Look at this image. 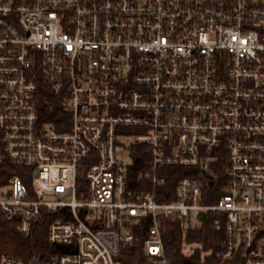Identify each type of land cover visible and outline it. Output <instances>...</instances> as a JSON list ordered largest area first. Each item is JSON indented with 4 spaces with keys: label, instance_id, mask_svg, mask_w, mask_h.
<instances>
[{
    "label": "built area",
    "instance_id": "2783aa9c",
    "mask_svg": "<svg viewBox=\"0 0 264 264\" xmlns=\"http://www.w3.org/2000/svg\"><path fill=\"white\" fill-rule=\"evenodd\" d=\"M5 162L0 210L21 234L48 219L56 250L0 264H121L140 235L134 264H170L166 223L198 264H264V0H0ZM208 222L206 249L187 237Z\"/></svg>",
    "mask_w": 264,
    "mask_h": 264
},
{
    "label": "trees",
    "instance_id": "16d2710c",
    "mask_svg": "<svg viewBox=\"0 0 264 264\" xmlns=\"http://www.w3.org/2000/svg\"><path fill=\"white\" fill-rule=\"evenodd\" d=\"M62 94L54 96L50 89L42 85L39 94V110L41 119L43 122H49L55 124L60 130L62 121H68V113L61 104ZM52 106V110L50 109ZM213 170L216 173L215 188L218 190L215 197L208 199L212 201L218 195L225 191L223 185L226 182V159L220 156L214 165ZM138 167L133 170V178ZM179 172L175 177L169 179L168 184L174 185L176 179L182 176H190L184 167L173 168ZM15 167L9 162H5L0 166L1 177L6 179L13 171ZM43 217L50 216L48 213H43ZM48 219H42L36 223L31 233L21 234L17 229V223L14 219L7 218L0 210V254H13L15 256L26 258L32 252H41L44 255H48L50 252L56 250V246L50 244L46 237ZM218 235V232L214 230L210 222L204 227L193 229L188 232V239H193L201 242L206 249L211 248L213 245V238ZM220 235V234H219ZM143 236L140 235L139 241L134 245L123 248L120 252L121 264H134L141 257V246ZM163 241L166 249L167 257L170 264H198L199 254L198 252H192L189 254L183 253L180 246V231L171 224L166 223L163 230ZM208 262L211 264L216 263L212 254L207 256Z\"/></svg>",
    "mask_w": 264,
    "mask_h": 264
},
{
    "label": "water",
    "instance_id": "95a60500",
    "mask_svg": "<svg viewBox=\"0 0 264 264\" xmlns=\"http://www.w3.org/2000/svg\"><path fill=\"white\" fill-rule=\"evenodd\" d=\"M205 175L208 176V177L210 176L209 173H207V172H205Z\"/></svg>",
    "mask_w": 264,
    "mask_h": 264
}]
</instances>
